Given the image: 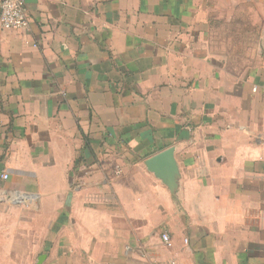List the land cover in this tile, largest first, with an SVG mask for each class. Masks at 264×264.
Instances as JSON below:
<instances>
[{"label":"crops","instance_id":"0c3cea01","mask_svg":"<svg viewBox=\"0 0 264 264\" xmlns=\"http://www.w3.org/2000/svg\"><path fill=\"white\" fill-rule=\"evenodd\" d=\"M25 11L0 28V264H264V0Z\"/></svg>","mask_w":264,"mask_h":264},{"label":"built area","instance_id":"2783aa9c","mask_svg":"<svg viewBox=\"0 0 264 264\" xmlns=\"http://www.w3.org/2000/svg\"><path fill=\"white\" fill-rule=\"evenodd\" d=\"M29 26L25 11V0H0V28L5 31L27 30ZM8 175H1L7 180ZM163 242L169 246V237L162 236Z\"/></svg>","mask_w":264,"mask_h":264},{"label":"water","instance_id":"95a60500","mask_svg":"<svg viewBox=\"0 0 264 264\" xmlns=\"http://www.w3.org/2000/svg\"><path fill=\"white\" fill-rule=\"evenodd\" d=\"M156 161H159L160 164L163 163V167L159 168V171L156 170L162 177H172L175 174V163L173 161L171 150L165 151L161 155L155 157L149 164L155 165ZM151 168V167H150Z\"/></svg>","mask_w":264,"mask_h":264}]
</instances>
